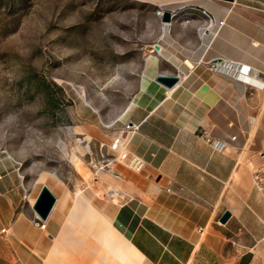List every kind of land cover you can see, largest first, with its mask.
<instances>
[{
  "label": "crops",
  "instance_id": "obj_1",
  "mask_svg": "<svg viewBox=\"0 0 264 264\" xmlns=\"http://www.w3.org/2000/svg\"><path fill=\"white\" fill-rule=\"evenodd\" d=\"M183 1L210 26L179 32L177 50L154 48L117 116L119 128L137 125L118 161L126 151L138 169L101 170L74 193L0 159V264H264V0ZM157 56L174 71L156 72ZM157 74L178 80L167 88ZM43 185L55 200L41 219L32 204Z\"/></svg>",
  "mask_w": 264,
  "mask_h": 264
},
{
  "label": "rangeland",
  "instance_id": "obj_2",
  "mask_svg": "<svg viewBox=\"0 0 264 264\" xmlns=\"http://www.w3.org/2000/svg\"><path fill=\"white\" fill-rule=\"evenodd\" d=\"M230 8V17L241 19L242 8ZM208 19L183 0H0V151L26 178L53 174L74 193L94 185L102 164L111 177L118 165L135 170L130 154L123 164L108 147L116 136L123 144L126 134L103 125L126 108L154 45L170 42L177 50L179 32L193 36ZM163 23L169 35L160 40ZM160 71L174 68L157 56ZM83 101L98 117L88 107L83 113Z\"/></svg>",
  "mask_w": 264,
  "mask_h": 264
},
{
  "label": "water",
  "instance_id": "obj_3",
  "mask_svg": "<svg viewBox=\"0 0 264 264\" xmlns=\"http://www.w3.org/2000/svg\"><path fill=\"white\" fill-rule=\"evenodd\" d=\"M171 18V14L168 10L163 9L161 11V21L162 22H168ZM157 44L154 45V48L157 49ZM154 80L160 83L161 85L170 88L172 87L178 80L176 75H163V74H157L154 77ZM55 200V197L53 194L49 191V189L46 186H42L32 204V209L35 211V213L41 218L44 219L49 212L53 202ZM229 216L228 211H224L223 214L220 216L219 221L223 222L227 219Z\"/></svg>",
  "mask_w": 264,
  "mask_h": 264
},
{
  "label": "bare ground",
  "instance_id": "obj_4",
  "mask_svg": "<svg viewBox=\"0 0 264 264\" xmlns=\"http://www.w3.org/2000/svg\"><path fill=\"white\" fill-rule=\"evenodd\" d=\"M163 24L165 25L167 23H163ZM83 103H84V101H83ZM83 103L81 102V107L80 108L82 109V111H83L84 114H87L89 112H88V110H87L86 107H88V108H91V107L89 106V104H87V103H84L83 104ZM91 110L98 117V115L96 113L97 111L95 109H92V108H91ZM119 120H120V118H117L110 125H103V126H104V128H114L115 126H118L119 125ZM98 122H99V120H98ZM120 145L123 146L122 141L119 140V137L118 136H116V137H114L112 139V144L110 145V143H109V148L112 149V150H114L115 152H117V150H118V148H119ZM117 154H118V156H117V160H118V158H120V155H119L118 152H117ZM126 157L129 158V156H127L126 153H123V155L121 156V160L125 162L124 158H126ZM0 159L2 160V162H4V164L7 163V162H9V163H12V165L14 164L15 167L18 166V164H19L18 162H16L15 160H13V158H11V156L7 152H3V154L0 155ZM98 169H99V167L97 168V172L100 171V170H102V169H100V170H98Z\"/></svg>",
  "mask_w": 264,
  "mask_h": 264
},
{
  "label": "built area",
  "instance_id": "obj_5",
  "mask_svg": "<svg viewBox=\"0 0 264 264\" xmlns=\"http://www.w3.org/2000/svg\"><path fill=\"white\" fill-rule=\"evenodd\" d=\"M209 21H210V19H208ZM220 22L218 21L217 22V24H219ZM218 67H225L224 65H223V63L222 62H220V63H218ZM137 128V125L136 124H133L132 122H130V121H126L125 122V124L123 125V127L121 128L122 130V132H124L125 134H127L128 132H131V131H133L134 129H136ZM231 139H233V137H231ZM211 147L213 148V149H216V150H222L223 148H224V145L222 144V143H220L219 141H215V142H212L211 143ZM130 164H131V166L134 168V169H138L139 167H140V163H139V161L138 160H136V159H132L131 158V160H130ZM105 167V164H102L101 166H99V169L98 170H100V169H102V168H104ZM93 179H94V177H93ZM254 179L255 180H258V175H257V173L255 174V177H254ZM39 227H43V223H40L39 224Z\"/></svg>",
  "mask_w": 264,
  "mask_h": 264
}]
</instances>
